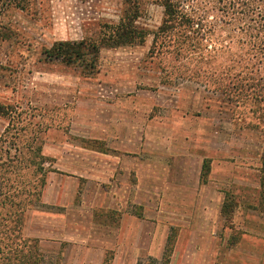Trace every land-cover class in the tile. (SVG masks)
I'll use <instances>...</instances> for the list:
<instances>
[{"label":"rangeland","instance_id":"rangeland-1","mask_svg":"<svg viewBox=\"0 0 264 264\" xmlns=\"http://www.w3.org/2000/svg\"><path fill=\"white\" fill-rule=\"evenodd\" d=\"M174 1L205 33L160 35L164 7L142 0L144 44L99 54L126 0L2 14L0 243L19 242L18 210L45 264H264V30L219 0ZM61 43L87 53L52 58ZM139 143L156 164L137 165Z\"/></svg>","mask_w":264,"mask_h":264},{"label":"trees","instance_id":"trees-1","mask_svg":"<svg viewBox=\"0 0 264 264\" xmlns=\"http://www.w3.org/2000/svg\"><path fill=\"white\" fill-rule=\"evenodd\" d=\"M126 1L128 3V9L124 11V15L120 24L117 27L112 28L111 31H109V33L106 34L98 44L91 45V53L99 54L102 48H119L125 46H139L144 44L147 38L146 31L134 26V23L140 17L141 6L143 2L142 0ZM28 3L29 0H0V18L5 10L10 6L25 9ZM160 4H162L164 7V22L160 29V35L172 33L177 28L182 27L186 32H192L196 26V33H205L203 20L200 19L198 23L194 22L192 18L188 17L187 13L184 12L179 2H175L174 0H160ZM218 4L222 6L220 11L226 13L225 10H231L232 13L229 12L228 16L246 23V29L248 31L259 32L264 30V25L255 28V26L258 25L260 21H264V12L253 8V0H219ZM185 45L188 47H195L196 43L191 45L186 43ZM75 48H79V50L77 51ZM256 48L258 54L253 56L250 61L261 66L264 64V42L256 45ZM83 52L87 53V48L86 46H83V44L76 45L70 43H61L56 45L49 53L54 59H71L70 61L73 59L75 61L77 59L81 60L83 58L81 54ZM238 76L242 75L239 74ZM204 168L207 169L206 165ZM261 185L264 188V171ZM226 208L227 202L224 206V209ZM8 216L16 219L13 223L14 226H12L10 229V234L16 235V239L19 242H13L10 244H4V242L0 243L4 244V246H0V264H45V257L36 248L37 245H29V241L22 238L23 212L16 210ZM166 263H169V261L167 260Z\"/></svg>","mask_w":264,"mask_h":264},{"label":"crops","instance_id":"crops-1","mask_svg":"<svg viewBox=\"0 0 264 264\" xmlns=\"http://www.w3.org/2000/svg\"><path fill=\"white\" fill-rule=\"evenodd\" d=\"M143 146H142V144H138V155H139V157H137L136 158V161H137V165L138 166H143V165H146V166H151V165H154V164H156L155 163V161H154V159H152V158H154L153 157V155L151 154V152L150 151H152V150H154L155 151V148H152V149H150V150H142L141 148H142ZM170 150V149H169ZM142 152H144V153H148L149 154V152H150V157L149 158H147V159H142V157H141V153ZM165 151H163V152H159L160 154L159 155H161L162 153H164ZM154 155H156V153H154ZM143 161H146V162H143ZM151 161H153L154 162V164H147V162H151ZM164 164H165V161H164ZM143 174L142 173H140V175L139 174H135V176L138 178V180L139 181H141L142 180V178H143V176H142ZM138 189H139V187H138ZM131 217V216H130ZM132 218H135L134 216H132ZM135 219H138V218H135ZM139 220V219H138Z\"/></svg>","mask_w":264,"mask_h":264}]
</instances>
